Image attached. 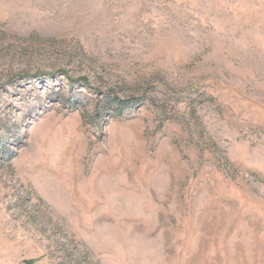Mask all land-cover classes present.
<instances>
[{"label": "rangeland", "instance_id": "1", "mask_svg": "<svg viewBox=\"0 0 264 264\" xmlns=\"http://www.w3.org/2000/svg\"><path fill=\"white\" fill-rule=\"evenodd\" d=\"M0 264H264V0H0Z\"/></svg>", "mask_w": 264, "mask_h": 264}, {"label": "trees", "instance_id": "2", "mask_svg": "<svg viewBox=\"0 0 264 264\" xmlns=\"http://www.w3.org/2000/svg\"><path fill=\"white\" fill-rule=\"evenodd\" d=\"M113 101H115V100H113ZM129 108H130V104L129 103H123V104H121L119 106L118 111L123 112V111H126Z\"/></svg>", "mask_w": 264, "mask_h": 264}]
</instances>
